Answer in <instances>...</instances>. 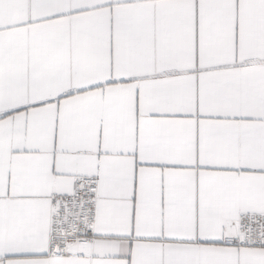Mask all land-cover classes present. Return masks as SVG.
Segmentation results:
<instances>
[{"label": "snow or ice", "instance_id": "1", "mask_svg": "<svg viewBox=\"0 0 264 264\" xmlns=\"http://www.w3.org/2000/svg\"><path fill=\"white\" fill-rule=\"evenodd\" d=\"M0 264H264V0H0Z\"/></svg>", "mask_w": 264, "mask_h": 264}]
</instances>
